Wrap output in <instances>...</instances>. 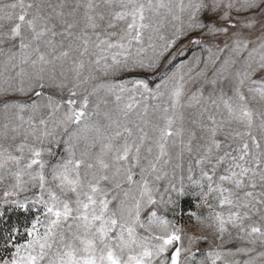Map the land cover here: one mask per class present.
Returning <instances> with one entry per match:
<instances>
[{
  "label": "snow or ice",
  "instance_id": "6c2138e0",
  "mask_svg": "<svg viewBox=\"0 0 264 264\" xmlns=\"http://www.w3.org/2000/svg\"><path fill=\"white\" fill-rule=\"evenodd\" d=\"M192 47L155 88L91 85ZM0 57V95L39 98L3 104L0 216L34 215L0 264H264V0H12ZM189 194L190 233L167 218Z\"/></svg>",
  "mask_w": 264,
  "mask_h": 264
},
{
  "label": "rangeland",
  "instance_id": "374dc122",
  "mask_svg": "<svg viewBox=\"0 0 264 264\" xmlns=\"http://www.w3.org/2000/svg\"><path fill=\"white\" fill-rule=\"evenodd\" d=\"M12 0H0V4L2 3H10ZM259 33V26H257L256 34ZM180 44H187L186 40H182ZM178 44L177 47L180 46ZM194 54H202L201 49L198 47H192L187 52L186 56H178L174 61H172L171 64L167 62V58L165 61L161 64L160 69L157 73H150V72H143V71H134V72H123L116 76H104L103 74L97 73V79L91 82V85L100 83V82H106V81H115L119 82L122 80H130V79H144L146 82L149 83L150 87L155 88L156 84L160 82L162 75H170L172 71L175 70V67L177 64H179L182 60L189 59ZM206 55V53H205ZM3 58L0 57V73L4 72L3 64H2ZM14 75V72L12 73ZM209 76H211V69H209ZM91 85L89 88H91ZM204 88V94L207 95L208 92L211 90V85L206 84L203 81H196L193 83H190L187 85V90L189 93L195 91L199 87ZM45 96L51 95L54 99H60L61 96H66L67 92L66 90L61 93V91L55 87H47L44 90ZM39 99L35 96L33 92H29L26 95H21L18 92H11L8 95H0V123L3 122V104L4 103H25V104H31L33 101ZM90 100H95V97H90ZM53 152L56 153L54 157H52L53 160L59 158L60 155L63 154V145L60 146H52ZM48 158V157H46ZM197 205V198L194 195H187L183 197L177 207V211L175 214L169 213L168 219L174 221L177 226L183 227L185 232H193L198 230V226L194 224V221L190 219L189 213L190 212H204L206 214V209H198L196 207ZM3 215L0 216V244L3 243V238L7 235L8 231L14 226L19 225L21 227V231H23V225L26 222H30L32 219L34 213H24L19 210H16L15 208L11 206H5L3 208ZM186 243V241H185ZM217 244L220 242L217 240ZM249 247V245L245 244L243 241H239L235 239V233H233V238L229 240V238L225 237V243L223 245V250H235L237 247ZM200 252L197 253L196 259L200 260L202 259V253L205 249H207L208 245L201 243L199 245ZM257 250H259V245H257ZM0 254H3L2 251H0ZM246 257L238 256L237 259H245Z\"/></svg>",
  "mask_w": 264,
  "mask_h": 264
}]
</instances>
